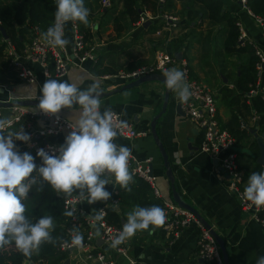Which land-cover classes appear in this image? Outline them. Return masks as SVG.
<instances>
[{
	"label": "crops",
	"instance_id": "obj_1",
	"mask_svg": "<svg viewBox=\"0 0 264 264\" xmlns=\"http://www.w3.org/2000/svg\"><path fill=\"white\" fill-rule=\"evenodd\" d=\"M217 1L221 5V14H228L230 17L235 18L246 35V42L254 44L264 54V36L254 18L247 13L239 1ZM189 6V3L184 1L176 3L174 12L176 14L174 16L178 17L179 26L172 33L166 30L159 20H153L146 22L142 27L129 25L128 30L117 34L113 24H109L106 28L99 30L97 26L100 16L94 18L92 23L96 25V30L91 33V42L97 48L96 63L88 62L82 68H72L65 77L57 80L77 83L81 90L87 89L94 82H98L100 84V92L110 94L108 97L99 98L101 112L108 109L116 113L121 122L132 124L135 130L142 134L135 140L115 138L114 143L131 148L132 156L138 160L149 157L152 159L151 164L155 185L159 191V199L162 203H175L172 197L174 188L184 201L191 205L197 214L222 237L225 242L229 264H256L257 259L260 256H264V230L250 212L240 209L234 196L226 190V176L221 182L214 175V168H218L216 166L217 162L210 159L208 155L200 153L199 147L203 138L202 131L181 112H177L179 105L177 93L172 90L167 109L156 120L152 134L151 123L161 111L165 87L160 83L153 82L143 84L135 89L116 92V90H120L131 82L101 79L103 76H114L129 67L134 70L142 66L151 65L157 52L166 53V47L169 42L183 35H187L184 42V53L188 62L184 60L187 62L188 68L190 67L194 77L201 81L199 75L203 72L199 67L198 69L194 68L192 64L190 53L195 51L199 53L200 58L208 59L206 51L210 49L212 54L211 63H213L214 70L216 69L220 73L214 57V48H220V43L217 40L219 39V28L204 19L201 26L193 29L192 27L196 23H189L186 18L185 10ZM194 9L201 11L200 14H202L204 7L196 5ZM197 23L199 24V21ZM185 25H189V28L182 29ZM69 30V26L66 25L65 38L70 44ZM175 57L183 60L182 53L177 54ZM230 61L232 64L239 63L237 58H231ZM23 63L35 74L36 81L32 84L19 82L8 87V89L0 86V112L4 117L9 113L8 106L4 104L5 102L11 100L12 104H14L22 101L39 100L40 90L46 82L39 66L32 65L26 61ZM205 63L207 65L211 64L209 61ZM95 67H99L100 70H115L116 73L114 75L98 76L94 72ZM208 75H205L210 84L207 85L210 88H214L212 89L215 99H217L220 88L226 85L229 89H232L234 86V83H228L222 76H220V81H216L211 71L210 73L208 72ZM217 101V118L224 123L228 120L229 113L219 103L218 99ZM29 108L37 109L38 107L31 106ZM79 111L78 106H74L72 109H62L57 114L72 123L78 117ZM251 124H254L253 120H251ZM48 126H50V122L37 118L28 122L25 129L32 132V130ZM253 133L256 134L257 138H255ZM250 134H252V139L255 140L257 145V139L262 138V145L264 146L263 134L259 135L255 131H251ZM67 136V133H62L58 137L47 138L46 141L61 146ZM160 148H163L167 155L168 166H164ZM236 154L238 165L243 172V183L246 187L250 175L254 173L255 164L260 165L257 163L260 152L259 156L254 158L256 156L251 154L248 148L239 145ZM167 171H171V177L166 175ZM110 177L106 178L111 181ZM106 190L111 193L110 198L107 200L109 202L115 192L111 182L107 184ZM86 206L90 209L97 208L95 207L96 205L89 203ZM111 209L119 211V202ZM129 213L125 214L126 217ZM91 215L95 217V214L92 213ZM122 224L124 225L123 221ZM85 232L83 230L82 232H77V234H81L83 237ZM91 232L93 233L92 244L95 247L94 249L108 253L115 260V264H129L128 260L114 254L111 248L102 243L99 239L97 227H91ZM152 233L153 231L150 230L145 236L137 231L134 236L125 240L129 257L135 259L134 264H201L197 257L198 229L195 225L179 229L177 236L167 235L162 230L157 235H152ZM66 260L68 262L65 263L64 261L63 264H78L73 250L69 251V256Z\"/></svg>",
	"mask_w": 264,
	"mask_h": 264
},
{
	"label": "clouds",
	"instance_id": "obj_2",
	"mask_svg": "<svg viewBox=\"0 0 264 264\" xmlns=\"http://www.w3.org/2000/svg\"><path fill=\"white\" fill-rule=\"evenodd\" d=\"M55 5L54 23L41 36L47 45L64 48L69 44L64 38V26L68 22L87 25L89 9L84 0H55ZM164 76L166 87L177 93L179 101L186 103L191 92L185 73L171 68L165 70ZM40 91L37 107L43 113L54 115L74 106L80 111L70 123L72 131L58 154L49 155L44 149L38 150L37 156L42 160L39 167L31 154L21 153L14 143V140L27 143L30 136L23 129L5 135L3 130L8 122L0 119V249L14 242L16 249L29 258L42 244L55 242L51 235L54 230L52 216H43L33 223L25 215L26 206L22 200L28 197L33 186L39 183L38 190L42 191L46 183L54 192L63 195L78 191L83 200L92 204L110 198L111 193L105 189L110 183L106 177L114 176L116 184L129 191L133 182L128 168L132 150L114 143L121 125L114 122L110 110L101 112L98 82L81 90L77 83L49 78ZM242 196L258 210L264 207V172L250 175ZM64 215L71 217L73 212L65 211ZM165 220L163 208L137 206L127 215L126 223L111 246L115 248L137 231L148 230L150 225L153 228L162 226ZM71 243L80 245L82 236L74 235ZM256 264H264V256H260Z\"/></svg>",
	"mask_w": 264,
	"mask_h": 264
},
{
	"label": "built area",
	"instance_id": "obj_3",
	"mask_svg": "<svg viewBox=\"0 0 264 264\" xmlns=\"http://www.w3.org/2000/svg\"><path fill=\"white\" fill-rule=\"evenodd\" d=\"M239 1L243 8L254 18L256 24L260 28L264 36V25L261 19L254 17L251 12L245 7V0H231ZM55 4V0H52ZM163 3V0H159ZM102 7L108 6V0H101ZM159 20L162 26L169 32H175L179 26V19L171 15H156L152 16L149 12H140L139 19L134 26L142 27L146 22ZM69 26L70 44L64 48L53 47L47 45L42 39L36 28L30 30V42L25 48L22 56L17 55L14 46L8 41L3 40L6 44L5 55L10 58L11 64L14 66L18 74L20 82L32 84L36 81V76L32 70L24 65V61L32 65L39 66L43 77L47 80L49 78L59 79L65 77L72 68H82L85 63H96V45L85 41L84 35L79 32L76 23L68 22ZM65 25V26H66ZM64 26V38H65ZM239 32V43L241 46L247 45L254 51L256 62L254 69L256 71V84L250 91L249 95H261L264 100V87L260 86V80L264 73V54L254 44L246 42V35L241 26L236 23ZM90 30L92 33L96 30V25L91 24ZM159 34V32H157ZM176 68L185 73V81L189 85L191 96L186 103L179 101L181 113L194 123L203 134L202 142L199 147L200 153H204L210 159L217 162V167L214 168V175L219 181L225 180L226 190L234 196L242 211L250 212L252 217L261 225L264 230V207L257 209L250 202L243 199V172L237 165V154L235 152V141L227 131L220 128L217 119V106L214 100L213 92L201 81L191 78L190 70L185 60H178L175 56H170L166 53L157 52L154 56V62L151 65L142 66L134 70L125 72L120 71L114 76H103L102 80H114L121 82H133L146 76L161 74L164 75L165 70ZM8 89V87L3 86ZM39 102V100H35ZM9 100L4 104L8 106L9 113L6 117L2 116L0 112V119L6 120L7 126L3 131L10 130L13 126L22 123L24 118L33 120L41 119L50 122V126L41 129L32 130L30 132V141L27 143L28 148L33 153L37 154L39 149H44L49 155L58 154L60 145L49 143L47 138L58 137L62 133L68 135L72 131L70 122L65 120L58 114H45L37 109H30L29 107H17L12 105ZM114 122L121 125L118 128V135L116 138L123 140H135L142 134L135 130V127L129 123L121 122L116 113L111 112ZM151 158L138 160L131 155L128 163V168L133 177H138L146 181L156 198H160L159 191L155 185V177L150 174ZM264 169V166H263ZM111 183L116 189V182L114 176L110 177ZM115 193V192H114ZM118 199H110L105 205L98 206L96 209H90L87 201L83 200L80 195H71L63 200V209L65 211H72L73 215L69 217L70 227L66 228V234L71 240L65 241L60 245L61 250H73L76 255L78 264H115V260L109 256L105 251L94 249L92 244L93 233L91 227L95 226L99 230V237L105 246L111 248L113 253L120 255L128 260L129 264H134L133 258L128 255L125 241L113 248L112 241L119 235L121 228H117L106 221L107 208L115 207L118 204ZM166 213L165 223L161 226V230L165 231L167 235L177 236L179 229L195 225L198 229L197 239V257L201 260V264H224L220 252V248L214 237L212 236V229L206 226L200 218L192 211L180 207L176 203L163 202V207ZM95 214V217L91 214ZM97 216L102 219H95ZM85 230V235L82 237L80 245H73L71 243L72 237L77 232ZM22 264H37L35 261H24Z\"/></svg>",
	"mask_w": 264,
	"mask_h": 264
},
{
	"label": "trees",
	"instance_id": "obj_4",
	"mask_svg": "<svg viewBox=\"0 0 264 264\" xmlns=\"http://www.w3.org/2000/svg\"><path fill=\"white\" fill-rule=\"evenodd\" d=\"M101 0H84V5L89 9L88 24L76 22L79 32L84 35L85 41L92 44V32L90 25L94 18L99 17L98 29L102 30L107 25L113 24L117 34L128 30L129 25H134L139 19L140 12L147 11L152 16L171 15L174 16L175 5L177 2L189 3L186 9V18L189 23H196L192 27L197 28L202 25V20L207 19L213 26L218 29V41L220 48H214V57L221 76L228 83H234L232 89L226 85L219 89L217 99L223 105L228 113L229 118L226 122L219 121L222 130L227 131L235 141L234 149L237 150L239 145L248 148L251 154L257 158L259 156V147L255 140L252 139L251 131L259 135H264V100L261 95H249L250 91L256 84V71L254 65L256 57L254 51L247 45L241 46L237 20L228 14H221V5L217 0H108V6L102 7ZM204 7L201 11H196L194 6ZM120 7V9H119ZM245 7L254 17L262 20L264 25V0H245ZM56 5L52 0H0V28L4 31L7 40L14 46L17 55L22 56L26 46L30 42V30L36 28L39 34L47 31L54 23V13ZM201 21H200V20ZM199 21V24L197 23ZM189 28L185 25L182 29ZM97 29V30H98ZM186 36H181L169 42L166 47V53L170 56H176L182 53L183 60H186L184 53V42ZM6 44L3 42L0 33V86L10 87L20 82L17 71L10 62V58L5 55ZM231 58H237L239 63L232 64ZM188 62V60H186ZM232 67V70H231ZM96 75H114L115 70L94 68ZM129 67L125 71H131ZM190 69V67H189ZM119 71V70H118ZM191 72V69H190ZM191 78L197 80L192 72ZM260 86L264 87V73L260 80ZM218 119V118H217ZM34 120V119H33ZM253 120L254 124H251ZM32 120L24 118L22 123L13 126L10 130L4 131L15 132L23 129L24 133L30 135L26 130L27 123ZM24 127V128H23ZM264 139V138H263ZM17 149L23 153L28 152L34 157L37 167L42 165V160L37 154L26 148L25 142L14 140ZM235 150V152H236ZM237 161V159H236ZM238 165V162H237ZM239 166V165H238ZM240 168V167H239ZM241 169V168H240ZM253 172H264L263 167L255 164ZM34 175H37L34 173ZM244 180V179H243ZM243 188H245L244 183ZM41 185L38 183L33 186L28 197L22 200L26 206L25 215L30 221L38 220L43 216H52L54 230L51 235L54 243H44L38 251L33 252L32 256L26 257L15 247L14 242L0 249V264H22L24 261H35L37 264H63L68 258L69 251L61 250L60 245L71 240L66 234V228L70 227L69 216L64 215L63 200L71 195H79V192H73L71 195H63L53 191L50 185L44 183L43 190L38 189ZM107 185L105 186V189ZM130 191L125 188L116 186L112 199H119V211L107 208L106 221L116 227L122 228L126 223L127 212H132L137 206L163 207L159 198L153 195L150 185L141 178L133 177V182L129 185ZM107 201H98L92 203L95 207L105 205ZM161 226L153 228L150 225L148 230H139V234H146L153 231L152 235L161 232ZM80 236H82L80 234Z\"/></svg>",
	"mask_w": 264,
	"mask_h": 264
},
{
	"label": "water",
	"instance_id": "obj_5",
	"mask_svg": "<svg viewBox=\"0 0 264 264\" xmlns=\"http://www.w3.org/2000/svg\"><path fill=\"white\" fill-rule=\"evenodd\" d=\"M0 33L2 35L3 40L6 41L7 40V37L5 36L4 31L2 30V28H0ZM176 58L178 60H181V58H179V57H176ZM153 82H157V83L162 84L165 87L166 90H165V94H164V98H163V103H162L161 111L158 114L157 118H154L153 121H152V123H151L152 134L154 132L156 120L158 118H160L165 113V111L167 109L168 101H169V96H170V94L172 92V90H169L166 87V84H165V76L164 75H161V74H154V75L146 76V77H143L141 79L135 80V81L127 84L126 86H123L120 90H116V92H118V91H124V90H129V89H135V88H138V87L142 86L143 84L153 83ZM116 92H113V93H116ZM108 96H110V94H103L102 92H100L99 98H104V97H108ZM38 103L39 102H37V101H31L30 100V101L16 102V103H14L12 105L13 106H17V107H31V106L32 107H37L38 106ZM177 112H181L179 105L177 107ZM253 134H255V133H253ZM254 136H255V138H257L256 134ZM257 143H258V145L260 147V156L257 158V163H259L263 167L264 166V146L262 145V138H258L257 139ZM160 150H161V153H162V158H163V161H164V166H168L167 155L164 152L163 148H160ZM150 174L153 175L152 164H150ZM170 174H171V171H167L166 172V175L168 177H171ZM172 197H173V201L177 205H179L180 207H183L185 209H188V210L192 211L193 213L196 214V216L198 218H200V220L202 221V223H204L206 226H210L208 223H206L204 221L203 218H201L197 214V212L193 209V207L191 205H189L187 202L184 201V199L181 197V195L174 188L172 190ZM211 233H212V236L214 237V239L216 240V242L219 245L223 263L224 264H229L228 255H227V252H226V247H225L224 240L222 239V237L219 234L216 233L215 230L212 229V232ZM67 262H68V260H65V263H67ZM199 263H201V260H199Z\"/></svg>",
	"mask_w": 264,
	"mask_h": 264
},
{
	"label": "rangeland",
	"instance_id": "obj_6",
	"mask_svg": "<svg viewBox=\"0 0 264 264\" xmlns=\"http://www.w3.org/2000/svg\"><path fill=\"white\" fill-rule=\"evenodd\" d=\"M178 18V17H177ZM219 42H220V40H219ZM206 54L208 55V59L206 58V59H203V58H200L199 57V53L197 52V51H195V52H193V53H190V55H191V59H192V64H193V66H194V68H196V69H198V67L200 68V69H202V74H200L199 75V78H200V80H201V82L203 81V82H205L206 83V85L208 84V85H210L209 84V82L207 81V77H205V75H208V72L210 73V71L212 72V76L214 77V79H216V81H220V73L215 69L214 70V66H213V63H211V59H212V54H211V50L210 49H208L207 51H206ZM210 56H211V58H210ZM210 62L211 64L209 65H207L205 62ZM213 61V60H212ZM209 75H211V74H209ZM208 75V76H209ZM204 83V84H205ZM219 84H220V82H219ZM207 85V86H208ZM209 87V86H208ZM210 88V87H209ZM213 88V87H212ZM212 88H210L211 89V91L213 92V89ZM214 94V93H213ZM214 100H215V103H216V106H217V104H218V101H217V99H215V96H214ZM24 128V127H23ZM37 220H32L31 222H33V223H35Z\"/></svg>",
	"mask_w": 264,
	"mask_h": 264
}]
</instances>
